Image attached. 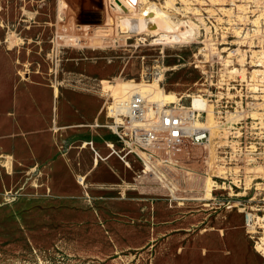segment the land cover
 <instances>
[{"label": "rangeland", "instance_id": "1", "mask_svg": "<svg viewBox=\"0 0 264 264\" xmlns=\"http://www.w3.org/2000/svg\"><path fill=\"white\" fill-rule=\"evenodd\" d=\"M111 4L0 0V38L24 46L33 81L52 86L58 67L68 95L60 110L76 117L65 116L64 125L89 124L102 94L125 95L126 87L175 93L186 107V96L202 89L209 37L235 86L229 114H208L210 144L175 156L160 151L145 176L137 158L127 167L109 155L105 131H69L56 153L18 160L0 173V264H264V0ZM158 70L159 86L151 83ZM193 104L201 106L195 97ZM85 136L97 155L80 151Z\"/></svg>", "mask_w": 264, "mask_h": 264}, {"label": "built area", "instance_id": "2", "mask_svg": "<svg viewBox=\"0 0 264 264\" xmlns=\"http://www.w3.org/2000/svg\"><path fill=\"white\" fill-rule=\"evenodd\" d=\"M112 1L113 4L111 5H114L115 0ZM198 37L197 35L196 38ZM72 41L70 39V42ZM207 42H209L210 51L213 52H210L211 54L206 57L202 66L204 68L201 71L203 82L200 86L202 89L198 90L194 96H186L189 98V104L186 107L180 105L181 100L177 103L164 105L150 103L139 88H135L125 95L120 92L114 96L111 91L102 94V110L106 122L102 125L94 124L91 128L104 127L115 136L119 148L116 149L113 144H106V147L110 154H116L127 167H129V157L137 158L143 162L142 173L145 176L147 171L150 172L148 164L159 160L157 153L160 151H165L168 156H175L187 150L188 146H207L210 144V129L205 126L208 114L211 113L213 117L218 116L223 120L226 118L229 112L225 109L231 102L229 92L235 89V86L230 85L232 82L223 77L225 71L222 66H219L221 65L220 62L215 59V57L219 58L216 53L217 41L209 37ZM224 44L226 50H230V46L226 45L227 42ZM237 50L228 52L227 57L233 59L238 54ZM26 68V75H28L29 72ZM58 73L57 67L53 73L56 76L55 83L52 84L54 90L62 86V82L58 80ZM155 76V79L151 77V83L156 81L159 86L163 72L158 70ZM141 82L149 83L150 81L148 78L142 77ZM121 87L123 88V86ZM193 97L200 100L201 106L199 108L194 107ZM87 147L97 155L92 141L87 142ZM186 154L187 156L191 155L189 152ZM144 176L139 175L136 180L141 181ZM169 199L172 202L179 198L170 195Z\"/></svg>", "mask_w": 264, "mask_h": 264}, {"label": "crops", "instance_id": "3", "mask_svg": "<svg viewBox=\"0 0 264 264\" xmlns=\"http://www.w3.org/2000/svg\"><path fill=\"white\" fill-rule=\"evenodd\" d=\"M8 43L9 39L0 38V173L12 170L15 162L29 158L32 152L35 154L38 152V156L41 157L56 153L58 151L56 142L59 139L61 141L69 131L79 135V131H76L78 129H85L91 133L105 131L112 137L111 141L105 143L108 153L110 151L106 144H113L116 149L119 148L115 136L107 129L104 127L91 128L94 124L102 125L106 122L102 110L103 99L96 117L89 124L82 125L84 128L79 127L80 125H64L63 118L65 116L73 119L76 117L63 115L60 110L59 103L65 96L62 88H59L60 97H57L56 91L50 84L44 85L33 81L31 73L26 75L27 62L22 52L24 46L17 48L9 46ZM45 90L48 92L46 102L42 98V91ZM67 96H65L66 99H68ZM44 107L50 108V112L43 117ZM82 132L84 133V131ZM89 141H92L96 151L95 142L92 139H86L85 142ZM81 144L83 145V142ZM82 145L79 146L81 152L91 151L89 147L87 150H82ZM98 145L102 149L101 143ZM58 147L59 153H62L61 147ZM3 162L9 163L10 168ZM205 264L207 263L205 262ZM211 264L218 263L212 262Z\"/></svg>", "mask_w": 264, "mask_h": 264}, {"label": "bare ground", "instance_id": "4", "mask_svg": "<svg viewBox=\"0 0 264 264\" xmlns=\"http://www.w3.org/2000/svg\"><path fill=\"white\" fill-rule=\"evenodd\" d=\"M129 3L131 5L138 4V0H129ZM132 7H136V6H132ZM163 15L168 17V14L166 12L165 13L163 12ZM165 29H166V31L167 30L172 31L174 28H172L169 25H166ZM171 33H173V32H171ZM187 37H188V35L185 34L183 37H180V38L183 39V38H187ZM175 38L180 39L178 36H175ZM126 88L128 89V92H126L125 94H129V92L131 90H133L135 88H139V90H141V92L144 93V95L148 98V102H150V103H156V104L164 105V104H168V103H174L176 101L178 102V100H179L178 96L175 93L159 92V91L155 90L152 86H145L143 89H141L140 87H126ZM210 133H211V130H210ZM81 180H83V179H81Z\"/></svg>", "mask_w": 264, "mask_h": 264}]
</instances>
